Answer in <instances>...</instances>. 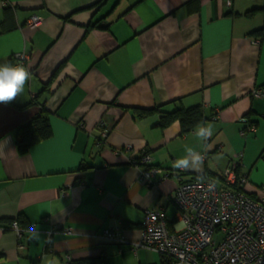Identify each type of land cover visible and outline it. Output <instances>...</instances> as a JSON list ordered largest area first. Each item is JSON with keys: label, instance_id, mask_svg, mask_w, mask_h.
<instances>
[{"label": "crops", "instance_id": "obj_1", "mask_svg": "<svg viewBox=\"0 0 264 264\" xmlns=\"http://www.w3.org/2000/svg\"><path fill=\"white\" fill-rule=\"evenodd\" d=\"M263 8L264 0H0V63L30 73L24 92L0 103V264H67V255L160 264L158 253L133 249L144 211L181 229L171 198L177 177L217 181L235 154L243 190L264 197V94L252 95L264 89V34L253 33ZM32 15L39 26H27ZM193 106L204 120L189 132L178 121L160 127L162 113ZM41 109L50 137L19 152L17 128ZM199 125L213 129L206 142L195 136ZM188 148L203 156L199 168H175ZM143 151L160 169L150 185L129 163ZM104 229H118L125 242L106 240Z\"/></svg>", "mask_w": 264, "mask_h": 264}, {"label": "built area", "instance_id": "obj_2", "mask_svg": "<svg viewBox=\"0 0 264 264\" xmlns=\"http://www.w3.org/2000/svg\"><path fill=\"white\" fill-rule=\"evenodd\" d=\"M41 22L40 16L32 15L26 23L33 28ZM13 57L26 61L29 54L16 52ZM263 94L262 88L252 91L254 97ZM254 130L251 124L241 134ZM101 135L106 137V129ZM240 156L241 153L235 154L236 160L219 174L217 181L184 180L178 176L171 198L183 227L171 231L164 213L146 209L141 237L133 249L143 247L158 253L160 264H264V197L253 198L243 190L247 177L238 172ZM150 161L146 151L129 158V163L139 170L138 181L146 185L152 184L155 173L160 171L151 167ZM77 183L85 185L86 180L80 177ZM261 189L264 191V183ZM66 194L67 190L63 189L62 195ZM10 227L20 239L22 228L17 219L10 222ZM102 236L118 245L125 242L118 229H104ZM24 247L18 243V248ZM66 259L69 261L70 256Z\"/></svg>", "mask_w": 264, "mask_h": 264}, {"label": "trees", "instance_id": "obj_3", "mask_svg": "<svg viewBox=\"0 0 264 264\" xmlns=\"http://www.w3.org/2000/svg\"><path fill=\"white\" fill-rule=\"evenodd\" d=\"M264 11V8L262 9ZM250 10L249 12H253ZM248 12V13H249ZM255 35L264 34V25L253 32ZM136 115L144 117L153 112V110L135 109ZM204 120L203 110L200 106L193 107H178L171 112L162 113L159 116V125L164 128L174 121H178L181 127V132L187 133L196 125ZM51 135V128L48 121V112L45 109L33 116L28 122L19 126L16 131V145L19 152H25L32 145L47 139ZM194 180L204 179L200 176H194ZM18 219V218H17ZM13 220V219H12ZM11 220V221H12ZM10 221V222H11ZM67 264H101L97 259H80L69 260Z\"/></svg>", "mask_w": 264, "mask_h": 264}, {"label": "clouds", "instance_id": "obj_4", "mask_svg": "<svg viewBox=\"0 0 264 264\" xmlns=\"http://www.w3.org/2000/svg\"><path fill=\"white\" fill-rule=\"evenodd\" d=\"M29 70L23 65L11 63H0V103L10 102L18 94L24 92L25 81L29 78ZM213 134L211 126L199 125L195 128V136L201 142H206ZM203 156L193 150L187 149V155L175 161L173 165L177 169H198ZM30 239L38 240L40 233L37 227L29 229Z\"/></svg>", "mask_w": 264, "mask_h": 264}]
</instances>
